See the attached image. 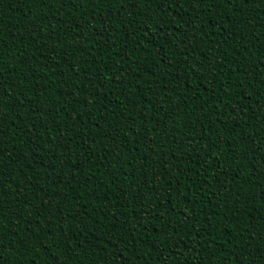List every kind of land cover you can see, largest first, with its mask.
<instances>
[{
  "label": "trees",
  "instance_id": "1",
  "mask_svg": "<svg viewBox=\"0 0 264 264\" xmlns=\"http://www.w3.org/2000/svg\"><path fill=\"white\" fill-rule=\"evenodd\" d=\"M0 77V264H264V0H0Z\"/></svg>",
  "mask_w": 264,
  "mask_h": 264
},
{
  "label": "snow or ice",
  "instance_id": "2",
  "mask_svg": "<svg viewBox=\"0 0 264 264\" xmlns=\"http://www.w3.org/2000/svg\"><path fill=\"white\" fill-rule=\"evenodd\" d=\"M186 3L190 4L193 8H195L196 5L199 4H203L206 2V0H185ZM232 0H228V3H231ZM241 2L243 3L244 0H241ZM0 79H2V77H0ZM9 87H13L12 85H9ZM5 90L3 89L2 86H0V96L4 95ZM2 102V101H0ZM262 252H264V249H262Z\"/></svg>",
  "mask_w": 264,
  "mask_h": 264
}]
</instances>
